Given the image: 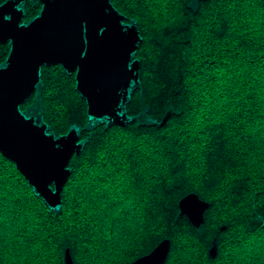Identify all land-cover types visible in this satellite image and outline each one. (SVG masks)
<instances>
[{"label":"trees","instance_id":"1","mask_svg":"<svg viewBox=\"0 0 264 264\" xmlns=\"http://www.w3.org/2000/svg\"><path fill=\"white\" fill-rule=\"evenodd\" d=\"M111 1L142 38L127 114L149 121L88 127L76 74L43 66L21 109L38 98L56 136L76 126L86 142L58 211L0 152V264H65L66 249L129 264L165 238V264H264V0ZM24 8L29 22L42 4ZM192 192L209 202L200 227L179 206Z\"/></svg>","mask_w":264,"mask_h":264},{"label":"water","instance_id":"2","mask_svg":"<svg viewBox=\"0 0 264 264\" xmlns=\"http://www.w3.org/2000/svg\"><path fill=\"white\" fill-rule=\"evenodd\" d=\"M26 1L0 4V44L11 45L5 63L0 64V152L58 211L71 175L69 164L86 141L76 126L56 136L43 120L39 103L30 114L21 105L41 89L42 67L61 65L76 74V88L88 105V127L99 121L108 126L133 119L143 122L145 112L130 117L126 110L140 83L135 54L142 38L136 22H127L111 0H32L42 8L29 22L24 21ZM179 206L195 227L205 222L209 202L197 193L184 196ZM170 250L171 240L165 238L129 264H165ZM209 254L216 256V243ZM65 264H75L69 249Z\"/></svg>","mask_w":264,"mask_h":264},{"label":"rangeland","instance_id":"3","mask_svg":"<svg viewBox=\"0 0 264 264\" xmlns=\"http://www.w3.org/2000/svg\"><path fill=\"white\" fill-rule=\"evenodd\" d=\"M38 98H36V100L34 101V104H33V106H31L30 108H28L27 109V111L25 112V113H27V114H30L31 112H35V111H37L38 110V100H37ZM144 115H146L145 113H144ZM143 121H149V118L147 117V115L146 116H143ZM92 122H94V120H92ZM241 253V252H240ZM240 253L239 254H237V256H239L240 255ZM249 255H250V252H247ZM247 255V254H246ZM241 256H243L244 257V253H242V255ZM246 258H247V256H245ZM251 264H253L252 262H251Z\"/></svg>","mask_w":264,"mask_h":264}]
</instances>
